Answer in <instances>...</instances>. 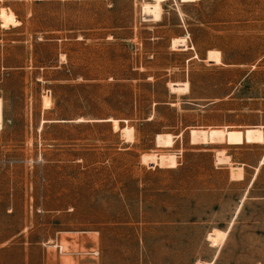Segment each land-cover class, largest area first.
<instances>
[{"label":"rangeland","instance_id":"rangeland-1","mask_svg":"<svg viewBox=\"0 0 264 264\" xmlns=\"http://www.w3.org/2000/svg\"><path fill=\"white\" fill-rule=\"evenodd\" d=\"M150 2L0 0V264H264V0Z\"/></svg>","mask_w":264,"mask_h":264},{"label":"bare ground","instance_id":"bare-ground-1","mask_svg":"<svg viewBox=\"0 0 264 264\" xmlns=\"http://www.w3.org/2000/svg\"><path fill=\"white\" fill-rule=\"evenodd\" d=\"M165 1H167V0H151L150 3L143 5V7H142L143 19L145 21H151V22H153V21L158 22L159 20H161V4ZM195 1H197V0H179V2L182 4H187V3H191V2H195ZM9 22H10V20H9V17L7 15L0 14V23L1 24H9ZM186 40H187L186 38H180V39L173 40L171 43L172 48L180 49V50H187L188 47H187V41ZM206 56H207L206 58L209 62H212L214 64H218L221 62V54L219 52L210 51L207 53ZM170 87H171V91H173V92H175V91L188 92V90H189V85L186 82L185 83H179V84H173ZM47 122H51V121H44V120L41 121L39 128H38L39 132L42 131L43 125ZM109 122L112 123L114 130H116V131L119 130V120L110 119ZM2 128H3V108H2V102L0 100V131L2 130ZM121 134L125 139H131L132 129L128 128V127H124L121 129ZM215 134L220 137V133H215ZM215 134L214 133L211 134L212 138H214L216 136ZM249 134H252L253 136H255L257 138L259 135V132L254 131V132L249 133ZM261 162L258 165V168L261 166ZM258 168L254 174V177L258 171ZM230 227L231 226H229V228L226 231H220L217 229L213 230L212 237H213L214 244H216L217 246H221L225 242ZM213 262H214V260L208 264H212ZM196 264H207V263L197 262Z\"/></svg>","mask_w":264,"mask_h":264}]
</instances>
